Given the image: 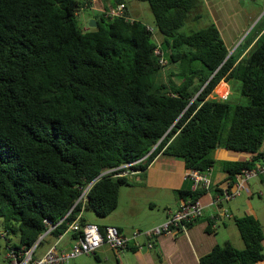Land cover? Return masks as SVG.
<instances>
[{
  "label": "trees",
  "instance_id": "obj_1",
  "mask_svg": "<svg viewBox=\"0 0 264 264\" xmlns=\"http://www.w3.org/2000/svg\"><path fill=\"white\" fill-rule=\"evenodd\" d=\"M138 1L148 3L159 40L126 10L110 18L104 9L84 30L77 0H0V219L6 234L16 227L17 249L45 233L44 219L59 223L50 234L57 238L80 213L87 223L86 210L111 214L130 185L119 175L125 165L143 173L161 155L204 172L216 149L249 155L222 163L231 188L264 161V15L227 58L212 22L182 31L206 15L202 0ZM231 81L246 104L213 95ZM88 186L86 202H77ZM205 194L177 191L182 201ZM233 224L244 248L217 244L199 264L264 261L258 220L245 214Z\"/></svg>",
  "mask_w": 264,
  "mask_h": 264
},
{
  "label": "crops",
  "instance_id": "obj_2",
  "mask_svg": "<svg viewBox=\"0 0 264 264\" xmlns=\"http://www.w3.org/2000/svg\"><path fill=\"white\" fill-rule=\"evenodd\" d=\"M232 2L233 0H202L203 9L208 16L207 24L210 22L215 24L228 51L230 47L233 48V46L237 45L251 23L243 20L244 16L240 7L237 5L232 7L230 5ZM93 3H96V0H90L89 6L91 7ZM104 9L109 10V8H103L102 10L100 9V12L104 11ZM126 12L129 16L127 6ZM221 83L226 86V91L223 93L227 94L229 90L228 84ZM213 95L217 99L222 97L220 95L217 96L216 92ZM213 157L215 162H219V169L215 173L214 167L217 162H214L213 167L210 169L212 190L199 199L205 208L203 216L198 222L187 228L184 233L177 231L172 235H163L157 238L154 241L152 250L132 247L133 243L144 245L146 239L143 237H137L135 241L130 242V247L127 250L113 251L103 245L92 255L95 259L94 261L96 263L104 262L110 264H128V261L131 264H199V258L210 252L215 245H221L225 242L230 243L228 238L221 242L220 235L223 230H227L230 227V221L233 224L235 216L229 207L228 214L221 216L214 227L212 217L219 212L216 208L210 206V201L216 187L227 186L226 174L222 170V163L241 159L221 148L214 151ZM245 157L248 160L250 156L245 154ZM186 173L187 170L181 161L159 155L143 173L134 172L127 175L130 181L128 188H133V190L123 193V204L121 190H119L116 210L105 218L85 220L87 223L95 224L101 228L116 227L121 234L129 238L134 231H145L161 225L166 221L168 215L175 211L180 202H182L177 196V191L192 192L194 190L191 181L185 178ZM253 184L257 185L252 187ZM252 185L248 183L245 191L247 195H251L253 188L264 191V175L256 178ZM168 193L172 194V199L167 202L164 196ZM258 195L262 196V192L260 191ZM160 210H163V213H158ZM237 210L240 211L239 209ZM249 214L252 215L251 213ZM82 217L84 218V214H82ZM141 217L142 219H140ZM208 225L209 231H207ZM72 235L71 232H66L57 237L58 240L55 243L54 241L57 238L51 235L46 236L44 238L45 244H41L36 249L34 257H41L49 248L62 241L65 242L63 247H61L62 250L59 251H68L74 243ZM47 238L55 239L47 241ZM4 251L6 252V248ZM87 258H90V256H87ZM90 260L89 263L93 262L92 259Z\"/></svg>",
  "mask_w": 264,
  "mask_h": 264
},
{
  "label": "built area",
  "instance_id": "obj_3",
  "mask_svg": "<svg viewBox=\"0 0 264 264\" xmlns=\"http://www.w3.org/2000/svg\"><path fill=\"white\" fill-rule=\"evenodd\" d=\"M124 9V5L120 4L117 8H110L103 13L106 17L110 18L120 17L123 15ZM149 31H151V29H149ZM156 54H159L158 50L156 51ZM159 58V64L164 66L166 62L162 59L161 54H159ZM131 165L132 164L123 166L122 169L124 171H122L119 175L127 176L134 173V171L129 170ZM262 175H264V161L257 164L253 169L243 170L235 177V184H233L231 188H229L228 185L225 187L215 188V193L211 196L210 201V206L216 208L219 212L212 217L214 227L218 223L221 216H226L228 214V211L223 207L224 203L238 197L243 191L247 190V185L251 179L259 178ZM185 178L191 181L194 190L202 189L206 193H210L212 190L210 169L204 172L197 170L187 171ZM89 187L90 186L82 191V194L77 202H86ZM204 208L205 207L199 200L182 201L178 205L177 209L168 215L163 224L145 231H134L130 238L121 234L116 227L101 228L91 223L80 225L78 223L81 215L80 213L77 219L68 225L66 230V232L77 234L81 233V235L74 240V243L71 245L69 250L58 253L54 245L41 257L35 258L34 253L40 241L50 235L59 224H52L51 221L44 219L43 223L46 227L45 233L30 247L17 249L12 245H9L5 252V259L8 264H62L81 255H93L103 245L108 246L113 251L127 250L130 247V242L135 241L137 237L145 238L146 243L144 245L133 243L132 247L136 249L146 248L148 250H152L154 248V241L157 238L163 235H172L177 231H182L181 233H184L187 229V225L194 223L195 220L200 219L203 216ZM2 237L5 238L4 235H2Z\"/></svg>",
  "mask_w": 264,
  "mask_h": 264
},
{
  "label": "rangeland",
  "instance_id": "obj_4",
  "mask_svg": "<svg viewBox=\"0 0 264 264\" xmlns=\"http://www.w3.org/2000/svg\"><path fill=\"white\" fill-rule=\"evenodd\" d=\"M81 8L77 12V18H78V23L79 26L84 29L88 30L91 29L89 28V23L95 19L97 15H99L100 9L102 10L103 8H112L115 9L118 6L115 5L114 0H96V3H93L92 6H89V1L90 0H77ZM124 3L127 6V11L129 13L130 19L131 20H136L144 24L148 29H151L152 35L154 37V40H159V35L157 32L154 31V18L152 15V12L150 11L149 5L147 2H142L138 0H124ZM230 5L235 7L236 5L240 7V10L242 11L243 20L245 22H251L248 29L243 33L241 40L239 42L243 41V39L246 37L248 39H251L250 34L251 29L254 27V25L262 18L264 15V0H233ZM126 9H124L125 12ZM252 19V21H250ZM95 21V20H94ZM208 23L207 16L205 15L202 17V19L198 21H194L193 23L186 24L182 31L183 32H189L190 30L194 31L200 28H203L206 26ZM239 42L237 45L230 47L229 52H234L235 48L239 45ZM159 51V50H158ZM159 54L161 52L159 51ZM167 71V68H165ZM221 84V85H220ZM220 86H217L213 93H217V96L220 95L222 96L221 99L222 101H226L229 105L233 106L236 104H246V98L243 97L240 94V83L238 81H231L228 84V92L223 93L226 91V86L223 85V83H220ZM229 152V151H228ZM235 157H238V159L245 160V154L242 153H234V152H229ZM217 162V165H215V173L218 171V166L219 162ZM215 162V163H216ZM255 181V179H251L249 181V184L252 185V183ZM253 184L252 187H254ZM130 186V185H129ZM121 194H122V204L124 201L123 198V193L132 191L133 188L129 189L128 186H123L120 188ZM262 192V196H259L258 193ZM172 194L168 193L164 196V199L168 202L172 199ZM224 209L228 211V208H231V211L233 212V215L235 217H241L245 214L251 213L259 222L263 232H264V191L263 190H258L253 188L251 195H247L245 191H243L238 197H236L233 200H230L228 202H225L223 205ZM239 209L240 211H238ZM158 213H163V210H160ZM208 213V212H207ZM84 218L85 219H100L97 217L94 213L91 211H84ZM228 218V217H227ZM142 219V217L140 218ZM228 221V219H226ZM2 220L0 219V264H8L7 260L5 259V254L3 253L4 249L8 248L7 246V240H9V245L12 244H19V233L16 230V227H14L15 231H10V232H5L2 226ZM231 221L229 222V228L227 230H223L220 235V240L221 242L225 240V238H228L230 243L233 245V247L237 250H242L244 248V244L242 242V239L240 238L239 232L234 226V224H231ZM2 235L5 236V238L2 237ZM55 238H47V241L54 240ZM58 240L55 239L54 243ZM46 241L42 243V245L45 244ZM65 241L59 242L55 244V247L57 249L58 253H61L59 250H62L61 247H63ZM108 247V246H107ZM108 249H110L108 247ZM263 250H264V241H263ZM87 256H90V258H87ZM81 255L78 256L74 259H70L67 261V264H110V263H96L94 261L95 259L92 257V255ZM92 259L93 262L89 263ZM66 264V263H62ZM128 264H131L130 261H128ZM258 264H264V261Z\"/></svg>",
  "mask_w": 264,
  "mask_h": 264
},
{
  "label": "water",
  "instance_id": "obj_5",
  "mask_svg": "<svg viewBox=\"0 0 264 264\" xmlns=\"http://www.w3.org/2000/svg\"><path fill=\"white\" fill-rule=\"evenodd\" d=\"M96 26H97V24H96V22H95L94 20H92V21L89 23V28H91V29L96 28ZM231 53H232V52H231ZM231 53H230V52L228 53L227 58L230 56ZM100 176H102V175H100ZM3 253H5V251H3Z\"/></svg>",
  "mask_w": 264,
  "mask_h": 264
},
{
  "label": "bare ground",
  "instance_id": "obj_6",
  "mask_svg": "<svg viewBox=\"0 0 264 264\" xmlns=\"http://www.w3.org/2000/svg\"><path fill=\"white\" fill-rule=\"evenodd\" d=\"M95 225V224H94Z\"/></svg>",
  "mask_w": 264,
  "mask_h": 264
}]
</instances>
